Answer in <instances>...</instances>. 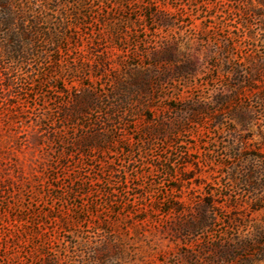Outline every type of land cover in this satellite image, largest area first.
I'll list each match as a JSON object with an SVG mask.
<instances>
[{
    "label": "rangeland",
    "instance_id": "1",
    "mask_svg": "<svg viewBox=\"0 0 264 264\" xmlns=\"http://www.w3.org/2000/svg\"><path fill=\"white\" fill-rule=\"evenodd\" d=\"M109 1L0 99V264H264V0Z\"/></svg>",
    "mask_w": 264,
    "mask_h": 264
},
{
    "label": "trees",
    "instance_id": "2",
    "mask_svg": "<svg viewBox=\"0 0 264 264\" xmlns=\"http://www.w3.org/2000/svg\"><path fill=\"white\" fill-rule=\"evenodd\" d=\"M109 0H0V99L9 95L14 86L35 74V59H46L60 53L59 44L67 40V30L79 28L83 19L96 13V21L103 15ZM103 12V11H101ZM48 47H55L50 51ZM170 57V55H169ZM171 58V57H170ZM173 59V57H172ZM183 59V57H181ZM58 61V60H57ZM178 72L192 69L189 61L179 60ZM84 70V68L79 67ZM72 72L78 71L75 67ZM137 86V85H136ZM138 87V86H137ZM261 95L258 90L256 91ZM261 97V96H260ZM259 99H263L262 97ZM93 96L74 97L73 111L83 112ZM95 100V99H94ZM255 175L249 168L244 182L253 184ZM98 262L99 259H96ZM46 264H56L55 260Z\"/></svg>",
    "mask_w": 264,
    "mask_h": 264
}]
</instances>
